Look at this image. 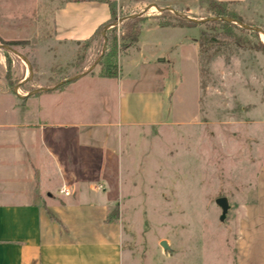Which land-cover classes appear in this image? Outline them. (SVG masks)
Here are the masks:
<instances>
[{
  "label": "crops",
  "instance_id": "obj_1",
  "mask_svg": "<svg viewBox=\"0 0 264 264\" xmlns=\"http://www.w3.org/2000/svg\"><path fill=\"white\" fill-rule=\"evenodd\" d=\"M219 1L264 28V0ZM109 2L130 14L156 4L198 18L190 13L202 0H32L28 7L0 0V35L9 37L7 22L50 20L54 41L78 45L111 18ZM159 15L138 23L137 37L118 57L117 76L102 75L98 62L63 88L59 82L20 96L17 112L0 110V264H125L122 220L108 219L113 205L121 208L119 149L125 138L132 143L170 122L173 95L155 85L173 62L166 52L182 46L177 36L192 28L161 25ZM190 42L199 51L198 38ZM245 193L233 195L227 261L264 264V188Z\"/></svg>",
  "mask_w": 264,
  "mask_h": 264
},
{
  "label": "rangeland",
  "instance_id": "obj_2",
  "mask_svg": "<svg viewBox=\"0 0 264 264\" xmlns=\"http://www.w3.org/2000/svg\"><path fill=\"white\" fill-rule=\"evenodd\" d=\"M128 12L116 7L112 23L117 24L106 31L107 45L116 44L117 65L120 53L133 43L129 35L135 23L120 21ZM156 14L161 12L152 6L140 16ZM169 14L161 21L174 15ZM190 15L214 16L206 2ZM3 26L9 37H0L20 40L10 46L28 62L0 48L6 61V67H0V110L7 105L17 112L20 96L87 70L105 42L102 29L89 47L82 42L58 43L51 38L50 20L24 18ZM199 28L215 40L210 59L190 42L198 38ZM233 31L242 42L224 36V28L212 23L200 22L177 36L182 46L166 52L173 62L168 75L155 85L166 87L167 97L173 95L170 122L157 133L142 131L132 143L125 138L119 149L121 208L113 205L110 212L118 211L124 226L125 264H228L233 195L264 188V48L256 45L264 43V34ZM99 65L102 69L101 61ZM219 197L229 202L226 212L217 203ZM162 240L168 242L167 250ZM213 255L219 256L218 262Z\"/></svg>",
  "mask_w": 264,
  "mask_h": 264
},
{
  "label": "trees",
  "instance_id": "obj_3",
  "mask_svg": "<svg viewBox=\"0 0 264 264\" xmlns=\"http://www.w3.org/2000/svg\"><path fill=\"white\" fill-rule=\"evenodd\" d=\"M202 2H206L207 6L210 10H212L214 16L219 17L218 19L215 20H209L207 19L204 22V24H208V23H212L215 25H219L220 27L224 28V36H230L231 38H235L236 42H242L241 38L239 36L236 35V33L233 31V28H239L243 31L246 30H250L247 29L243 26H240L239 24L232 22L228 19H224V17H228V18H234V19H238V20H242V17L237 14L235 11L229 10L228 9V4L227 2L224 1H219V0H202ZM111 9H112V16L111 18L105 22L104 24L100 25L95 33L88 39L84 40L82 43H84V45L86 47H89L91 42L96 38V36L99 34V32L104 29V27L110 23H112V20L114 19V14L116 12V5L115 2H109ZM161 15L163 17L170 16L169 11H163L161 12ZM171 17V16H170ZM145 19V17H141V16H136V17H132V18H126V22H132L135 23L132 33L131 35H129V37L134 40L138 33H139V26L137 25L141 20ZM243 21V20H242ZM200 22H195V21H190L188 19H186L185 17L179 16L174 14L172 18H167L166 20H163L160 22L161 25H180V26H192V25H196L199 24ZM109 28H107V32H108ZM253 32L259 33L257 31L251 30ZM221 35V34H220ZM107 36V35H106ZM208 33L201 29L200 33H199V37H198V45H199V53H201L202 55H204L207 59H210L216 52V50H213L211 52H209V48L210 45L214 43V39L212 38H208ZM108 38V37H107ZM0 43L3 44H8V45H12V44H18L20 43V40H4L3 38L0 37ZM258 48H264V43L262 41H259L257 44ZM6 50V49H5ZM8 51V50H6ZM116 53H117V49H116V44H109L106 46V50L105 52L102 54L101 56V64H102V69H101V74L104 76H117L118 75V65H117V61H116ZM71 81L68 82H64L61 83L57 86V88H63L66 84H68ZM116 215L111 214V212L108 214V219L110 220H118V211L116 212Z\"/></svg>",
  "mask_w": 264,
  "mask_h": 264
},
{
  "label": "water",
  "instance_id": "obj_4",
  "mask_svg": "<svg viewBox=\"0 0 264 264\" xmlns=\"http://www.w3.org/2000/svg\"><path fill=\"white\" fill-rule=\"evenodd\" d=\"M152 6H155L160 12H163V11H172L176 15L185 17L186 19H188L190 21H195V22H204L207 19H209V20H215V19H218L219 18L217 16L207 17V18H195V17H191V16H189L187 14H181L180 12H178L175 9H173L172 7H168V6L167 7H160V6L156 5V4H151V5L147 6L143 10V12H139V13H136V14H130L128 16H125L123 18H120V21L123 20V19H126V18H132V17L140 16L142 13L147 12ZM224 19H228V20H230L232 22H235V23L239 24L240 26H243V27H245L247 29L254 30V31H257L259 33H263L264 34V29L260 28L259 26L247 24V23L243 22L242 20H238V19H234V18L224 17ZM116 24H117V22H114V23H110V24H108V25H106L104 27V29H103V36H104L105 42H104V46H103V49H102V53L99 56V58L87 70H85L82 73H79V74H76L74 76H71V77L67 78L66 80H63L62 82H60V84L61 83H64V82H68V81L75 80V79L81 77L82 75L89 73L95 67V65L100 61L102 54L106 50L107 40H108V38L106 36V30H107L108 27L114 26ZM0 48H3V49H6L8 51L14 52V53L18 54L21 58H23V60H25L26 62H28V59L26 57L22 56L20 53H18L17 50H15L12 46H10L8 44L0 43ZM41 89H48V88L42 87L40 89H36L35 92H37V91H39ZM217 203L222 207L223 211L226 212L228 210V208H229V202H228V200H227L226 197H219L217 199ZM161 244H162V246L164 247L165 250H167L169 248V244H168V242L166 240H162L161 241Z\"/></svg>",
  "mask_w": 264,
  "mask_h": 264
},
{
  "label": "built area",
  "instance_id": "obj_5",
  "mask_svg": "<svg viewBox=\"0 0 264 264\" xmlns=\"http://www.w3.org/2000/svg\"><path fill=\"white\" fill-rule=\"evenodd\" d=\"M98 187H101V185H99ZM61 191H64L65 193H69L66 185H63Z\"/></svg>",
  "mask_w": 264,
  "mask_h": 264
}]
</instances>
